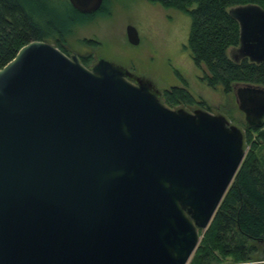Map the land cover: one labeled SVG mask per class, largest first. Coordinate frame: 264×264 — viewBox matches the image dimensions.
I'll use <instances>...</instances> for the list:
<instances>
[{
  "label": "water",
  "instance_id": "obj_1",
  "mask_svg": "<svg viewBox=\"0 0 264 264\" xmlns=\"http://www.w3.org/2000/svg\"><path fill=\"white\" fill-rule=\"evenodd\" d=\"M68 1L84 13L103 2ZM228 12L239 24L229 56L263 61L264 8ZM126 36L139 40L131 24ZM234 88L246 124L262 126L264 85ZM233 139L107 61L95 72L26 43L0 68V264H185L199 236L180 200L208 225L242 160Z\"/></svg>",
  "mask_w": 264,
  "mask_h": 264
},
{
  "label": "trees",
  "instance_id": "obj_2",
  "mask_svg": "<svg viewBox=\"0 0 264 264\" xmlns=\"http://www.w3.org/2000/svg\"><path fill=\"white\" fill-rule=\"evenodd\" d=\"M94 12L75 9L68 0H0V68L12 60L19 49L32 40H52L70 55L66 33L73 24L87 20ZM172 7L189 15L187 33L192 61L203 66L200 78L210 87L230 93L235 84L264 85V60L254 62L229 56L239 42V24L228 8L236 4L264 0H147ZM62 3L63 5H60ZM85 44H97L82 38ZM91 53H78L79 60L90 67ZM167 105L198 104L183 78L181 85L163 91ZM244 140L248 146L241 163L217 206L211 220L200 229V239L189 264H264V121L262 126L244 123Z\"/></svg>",
  "mask_w": 264,
  "mask_h": 264
},
{
  "label": "rangeland",
  "instance_id": "obj_3",
  "mask_svg": "<svg viewBox=\"0 0 264 264\" xmlns=\"http://www.w3.org/2000/svg\"><path fill=\"white\" fill-rule=\"evenodd\" d=\"M189 22L187 13L147 0H106L102 10L70 27L66 44L71 49L70 57L78 58L79 52L91 53L90 69L95 72L100 62L107 61L119 71L121 78L136 87L143 86L162 106L195 120L203 115L212 117L224 131L234 134L233 145L243 158L248 148L243 131L245 119L237 106L235 88L226 94L220 87L212 88L200 78L204 67L197 66L188 48L183 47L187 42ZM128 24L137 30L139 40L136 44L127 39ZM82 38L98 43L85 44ZM47 42L54 44L52 40ZM183 78L190 92L204 100L208 108L198 104H166L163 91L172 85H181ZM180 203L200 239V229L206 225L200 222L188 202L180 200ZM188 261L185 264H189Z\"/></svg>",
  "mask_w": 264,
  "mask_h": 264
}]
</instances>
